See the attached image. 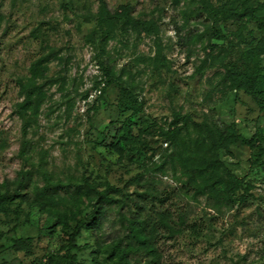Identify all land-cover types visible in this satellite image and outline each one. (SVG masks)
Here are the masks:
<instances>
[{
  "label": "rangeland",
  "instance_id": "1",
  "mask_svg": "<svg viewBox=\"0 0 264 264\" xmlns=\"http://www.w3.org/2000/svg\"><path fill=\"white\" fill-rule=\"evenodd\" d=\"M106 2L0 0V264H264V0Z\"/></svg>",
  "mask_w": 264,
  "mask_h": 264
},
{
  "label": "trees",
  "instance_id": "2",
  "mask_svg": "<svg viewBox=\"0 0 264 264\" xmlns=\"http://www.w3.org/2000/svg\"><path fill=\"white\" fill-rule=\"evenodd\" d=\"M134 6L130 3H122L118 5L116 8L111 9L106 0H100V11L97 15H95V20L97 21L100 29L102 27H106L107 33H110L111 30L115 29L118 26H130L136 30H143L147 32H155V22L153 20H142L138 17L134 16ZM218 34V32H217ZM107 79L108 83L116 82L117 79L109 70L107 71ZM105 145V144H103ZM108 197V196H107ZM138 202V200H136ZM142 206L141 204L139 205ZM106 204L103 201V197L100 198V201L97 202L93 206L92 213L87 216L85 219H77L76 230L71 235V242L75 244L76 237L80 234V230L82 228L92 229L94 226H98L101 222L102 217L105 215ZM147 224V220L134 218L132 220L131 232L132 239L135 242L142 243L147 239L146 234L144 233L145 225ZM133 248V246H131ZM116 248V247H115ZM121 246L117 245V250L120 249ZM124 254V253H123ZM122 259H125L123 256ZM125 264H131L128 258L125 260Z\"/></svg>",
  "mask_w": 264,
  "mask_h": 264
}]
</instances>
